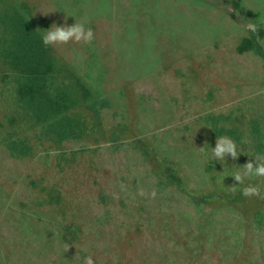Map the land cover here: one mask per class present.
I'll return each instance as SVG.
<instances>
[{"label": "rangeland", "instance_id": "374dc122", "mask_svg": "<svg viewBox=\"0 0 264 264\" xmlns=\"http://www.w3.org/2000/svg\"><path fill=\"white\" fill-rule=\"evenodd\" d=\"M66 13L94 40L48 47V95L77 101L60 138L4 61L21 17L41 41ZM260 19L261 0H0V264H264V177L217 183L264 149V27L241 34ZM221 135L235 161L209 155Z\"/></svg>", "mask_w": 264, "mask_h": 264}, {"label": "trees", "instance_id": "16d2710c", "mask_svg": "<svg viewBox=\"0 0 264 264\" xmlns=\"http://www.w3.org/2000/svg\"><path fill=\"white\" fill-rule=\"evenodd\" d=\"M16 23L22 27L16 39L18 47L5 54L6 61L4 62L12 71H17L22 81L25 80L21 82L19 88L20 97L31 104L38 103L40 113L46 114V117L50 115L55 117H53L55 121L50 125L58 137L71 135L74 131V122L69 116L66 117L65 113L70 111L77 101L75 102L62 88L50 93L51 96L48 95V88H51L53 81V62L48 56L46 57L48 47L32 37L31 27L28 26L26 19L21 17ZM250 48V40H244L238 47V51L243 53Z\"/></svg>", "mask_w": 264, "mask_h": 264}, {"label": "clouds", "instance_id": "9594fccd", "mask_svg": "<svg viewBox=\"0 0 264 264\" xmlns=\"http://www.w3.org/2000/svg\"><path fill=\"white\" fill-rule=\"evenodd\" d=\"M261 2L264 3V0H261ZM67 17L75 18V15L74 13H66L64 23L53 22L50 27L40 33L41 42L45 47L67 44L70 41H83L85 44L91 45L94 40L92 28L86 26L85 23L77 22L76 18L75 22L69 25L66 22ZM262 27H264V19H260L257 22H248L242 25L241 34H251L260 42L259 32ZM209 155L218 161L226 162V157L230 156L235 161L240 156V153L238 152L237 143L232 138L221 135L218 138L216 137L215 147L211 146ZM222 173L223 175L217 179V183L223 182L225 177H231L238 182V184L232 186L233 190L239 189L245 197L260 195L261 189L258 184H245V181L256 177H264V149L257 151L252 159L240 166L239 170L226 171L223 168ZM83 264H94L91 256H85Z\"/></svg>", "mask_w": 264, "mask_h": 264}]
</instances>
